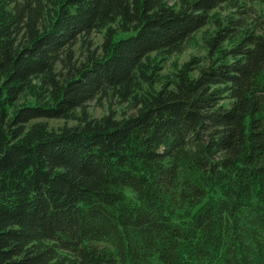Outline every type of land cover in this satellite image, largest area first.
I'll use <instances>...</instances> for the list:
<instances>
[{"label":"trees","instance_id":"1","mask_svg":"<svg viewBox=\"0 0 264 264\" xmlns=\"http://www.w3.org/2000/svg\"><path fill=\"white\" fill-rule=\"evenodd\" d=\"M235 2L0 0V264H264V25L139 92ZM109 95L135 112L93 118Z\"/></svg>","mask_w":264,"mask_h":264},{"label":"rangeland","instance_id":"2","mask_svg":"<svg viewBox=\"0 0 264 264\" xmlns=\"http://www.w3.org/2000/svg\"><path fill=\"white\" fill-rule=\"evenodd\" d=\"M238 3L240 7L233 4H223L211 12V18L209 22L194 32L190 38L184 43L181 50L174 53L153 52L147 58L146 71L148 74H154L157 82L153 85L143 83L142 90L139 92L153 91L160 89L168 80L175 78L177 70L184 67V65L190 60H202L205 61L208 55V48L206 45V39L215 34L216 27L219 20H226L231 16L242 17L246 19V25L249 27L260 28L264 25V0H236L234 4ZM239 9L245 11V13L239 12ZM105 31L97 32L93 34L92 42L95 45H100L103 42ZM38 82L36 81V85ZM25 101H35L34 94L31 91L25 92L18 105ZM89 114L93 118H102L103 116L114 113L117 118H124L135 112V108L131 101L124 102L120 97L109 95L103 98H99L89 102L87 106ZM78 111V110H77ZM79 111L76 116L69 118H41L38 120L46 121L51 129L58 130L64 125H75L79 122ZM35 122V121H34ZM153 264H158L154 262Z\"/></svg>","mask_w":264,"mask_h":264}]
</instances>
